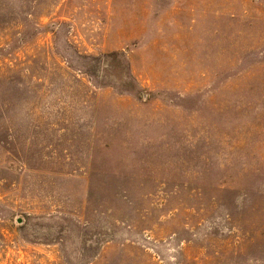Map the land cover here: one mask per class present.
<instances>
[{"label":"rangeland","instance_id":"obj_1","mask_svg":"<svg viewBox=\"0 0 264 264\" xmlns=\"http://www.w3.org/2000/svg\"><path fill=\"white\" fill-rule=\"evenodd\" d=\"M0 264H264V0H0Z\"/></svg>","mask_w":264,"mask_h":264}]
</instances>
